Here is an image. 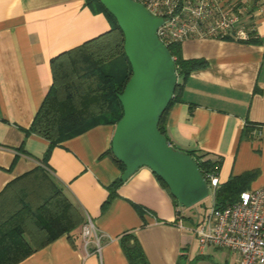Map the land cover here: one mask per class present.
Segmentation results:
<instances>
[{
  "label": "crops",
  "instance_id": "crops-1",
  "mask_svg": "<svg viewBox=\"0 0 264 264\" xmlns=\"http://www.w3.org/2000/svg\"><path fill=\"white\" fill-rule=\"evenodd\" d=\"M252 4L256 41L180 43L184 58H204L206 65L190 72L165 117L172 145L221 159L219 183L256 170L250 189L264 185V0ZM108 29L105 15L86 0H0V193L40 167L96 230L85 239L80 226L18 264H129L119 239L124 233L138 242L149 264H180L190 254L194 236L179 226L178 207L148 167L125 179L102 208L108 186L122 172L104 153L115 125L99 124L63 141L45 162L48 142L27 134L52 81L50 59ZM206 246L199 244L198 256Z\"/></svg>",
  "mask_w": 264,
  "mask_h": 264
},
{
  "label": "trees",
  "instance_id": "trees-1",
  "mask_svg": "<svg viewBox=\"0 0 264 264\" xmlns=\"http://www.w3.org/2000/svg\"><path fill=\"white\" fill-rule=\"evenodd\" d=\"M86 3L94 12L105 15L109 29L50 59L52 81L27 130V134H35L48 142L42 158L44 162L54 146L96 125H115L123 114L118 95L131 75V66L123 49L124 35L100 1L86 0ZM253 5L246 11L248 29L253 24ZM248 34L250 37L243 41H256L253 30H248ZM168 49L174 57L177 84L173 97L160 116L158 129L170 142L165 126L167 110L179 100L190 72L204 67L206 60L184 58L179 43L169 45ZM173 147L192 157L202 177L211 171L218 172L220 158L211 159L205 151ZM104 153L123 171L124 165L113 156L111 146ZM256 175V170H250L219 183L213 195L215 207L222 208L237 201L242 191L250 189ZM156 177L168 191L164 181ZM123 181L118 177L110 183L102 208L116 196L117 187ZM171 198L179 207L177 200ZM191 211V215L185 216L176 210L177 219L194 223L192 207ZM83 222L80 209L47 171L38 167L16 177L0 193V264H18L60 235L71 237ZM131 238L129 233L119 238L128 263L149 264L138 242H129Z\"/></svg>",
  "mask_w": 264,
  "mask_h": 264
},
{
  "label": "water",
  "instance_id": "water-1",
  "mask_svg": "<svg viewBox=\"0 0 264 264\" xmlns=\"http://www.w3.org/2000/svg\"><path fill=\"white\" fill-rule=\"evenodd\" d=\"M98 1L122 30L131 66L118 95L123 114L111 139V152L124 165L120 178L146 166L164 181L181 207H191L208 195L206 181L192 157L174 148L158 129L177 84L174 58L156 33L162 20L136 0Z\"/></svg>",
  "mask_w": 264,
  "mask_h": 264
},
{
  "label": "built area",
  "instance_id": "built-area-1",
  "mask_svg": "<svg viewBox=\"0 0 264 264\" xmlns=\"http://www.w3.org/2000/svg\"><path fill=\"white\" fill-rule=\"evenodd\" d=\"M162 22L158 39L167 47L190 38H217L243 41L254 31L246 24L245 0H136ZM253 16V14H252ZM174 58V57H173ZM213 195L219 185L218 172L203 177ZM178 212L183 215L180 206ZM195 222L185 226L200 246L212 245L236 253V264H264V185L242 191L239 198L222 208L212 203L204 212L193 208ZM81 234L88 239L96 230L89 216L81 225ZM98 245V243H97Z\"/></svg>",
  "mask_w": 264,
  "mask_h": 264
},
{
  "label": "rangeland",
  "instance_id": "rangeland-1",
  "mask_svg": "<svg viewBox=\"0 0 264 264\" xmlns=\"http://www.w3.org/2000/svg\"><path fill=\"white\" fill-rule=\"evenodd\" d=\"M248 8L251 0H248ZM213 203V192L209 189L208 195L197 204L191 206L197 208L200 212L207 210ZM191 207H181V211L185 216L192 214ZM193 237V245L190 248V254L187 258L181 259L180 264H234L235 253L224 248H217L214 246H206L205 253L202 256L197 255L199 242L191 231Z\"/></svg>",
  "mask_w": 264,
  "mask_h": 264
}]
</instances>
